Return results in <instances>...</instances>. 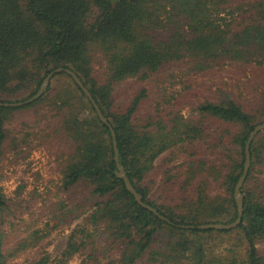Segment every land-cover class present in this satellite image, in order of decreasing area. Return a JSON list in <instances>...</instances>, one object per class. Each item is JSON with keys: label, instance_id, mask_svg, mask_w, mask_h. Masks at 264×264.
<instances>
[{"label": "trees", "instance_id": "trees-1", "mask_svg": "<svg viewBox=\"0 0 264 264\" xmlns=\"http://www.w3.org/2000/svg\"><path fill=\"white\" fill-rule=\"evenodd\" d=\"M247 65L254 70L247 100L224 92L188 115L153 86L130 94L122 86L164 71ZM57 67L73 70L89 89L130 182L170 222L138 204L115 175L109 127L72 77L55 72L58 83L39 98L0 106V179L7 152L24 159L33 148L51 151V142L66 147L57 154L64 197L46 208L42 225L22 224L32 211L10 212L0 186V264H67L76 254L79 264H221L202 234L233 231L244 254L226 264H264V130L250 145L241 222L182 226L236 217L244 144L264 122V0H0V101L32 96ZM79 218L51 255L44 242L51 231ZM33 249L40 251L15 262Z\"/></svg>", "mask_w": 264, "mask_h": 264}, {"label": "rangeland", "instance_id": "rangeland-1", "mask_svg": "<svg viewBox=\"0 0 264 264\" xmlns=\"http://www.w3.org/2000/svg\"><path fill=\"white\" fill-rule=\"evenodd\" d=\"M253 71V68L249 65L227 69L217 66L206 71H195L190 68H184L183 70L173 71L175 76H169V71H164L163 75L156 73L150 78H146V81L137 80L135 77L127 79L122 86L125 92H127L126 94L137 91L142 86H153L157 92H160V95H158L160 100L164 102L166 100L176 102L175 107L179 112L183 115H188L195 107L208 98H211L210 100L215 102L220 101L221 97L225 94L224 92H228L232 96L234 95L238 100H247L250 96V74ZM52 76L48 84L50 85V89L59 81L58 77ZM21 96L24 95L22 94ZM150 97L152 98V94ZM157 100V97H153L152 103L157 102ZM22 127L25 129V125H22ZM51 144L53 145L51 151L48 148H33L24 159L13 155L11 152H7V158L2 162L0 186L8 200L9 211L16 212L23 208H28L32 211V217L26 212L23 214L22 224V221H27L29 225L35 221L40 222L42 225L46 221L43 213L53 204L52 202L56 204L57 200L64 197V194L60 191L62 174L59 169L57 154L59 153V148L66 147L65 145L60 146L55 142H51ZM179 158L177 154L176 159ZM210 193L211 195H215L220 193V191L217 188H211ZM21 198L24 200H21L19 203ZM9 218L12 222H17V220ZM80 219L74 220L69 227H58L51 231L44 241L47 243L45 249L51 255L58 254L64 247L70 228L79 222ZM5 227L6 229L9 228L8 219L5 222ZM202 235V241L206 249L221 264H226V260H230V256L233 254L239 256L244 254V244L237 237L235 231L230 233L212 232ZM258 247L264 250V243H259ZM38 251L40 249L29 250L20 257H17L15 262H22L23 259L36 255ZM80 259V256L76 254L67 264H79Z\"/></svg>", "mask_w": 264, "mask_h": 264}, {"label": "water", "instance_id": "water-1", "mask_svg": "<svg viewBox=\"0 0 264 264\" xmlns=\"http://www.w3.org/2000/svg\"><path fill=\"white\" fill-rule=\"evenodd\" d=\"M60 71H64L72 77L73 81L77 84V86L82 90V92L86 95V97L91 102V104L94 107L99 119L109 127L111 138H112V144H113L114 160H115L116 167H117V169L115 170V175L123 180L125 188L133 195L134 199L137 201L138 204L142 205L143 207H145L148 210H150L151 212H153L160 219L167 221V222H170L168 220V218L166 216H164L163 214H161L160 212H158V210L156 208H154L153 206L144 202L142 200L141 194L135 189L133 184L130 182L129 177L126 174L123 165L119 161V154H118V149H117L115 132H114L111 124L109 123L107 118L102 113L99 105L96 103V101L93 98L89 89L83 84V82L81 81L79 76H77V74L73 70H71L70 68L57 67V68L51 70L43 78L38 90L32 96H30L24 100H21V101H11V102L0 101V106H19L21 104L29 103V102L39 98L43 94V92L45 91L46 87L48 86L51 76L55 72H60ZM262 130H264V122L256 124L249 131L248 136H247L246 141H245V144H244L243 169H242V172H241L237 182L235 183L234 190H233V197H234V201H235V205H236V217H235V219L230 221V222H227V223H225V222H208V223L198 224L196 226H194V225H182L183 227H186V228L196 227L199 229H209V228L231 229V228L236 227L241 222V218H242V214H243V193L241 192V187L244 183L245 177H246L247 172H248L249 167H250V161H251L250 145H251L252 140L257 135V133L262 131Z\"/></svg>", "mask_w": 264, "mask_h": 264}]
</instances>
